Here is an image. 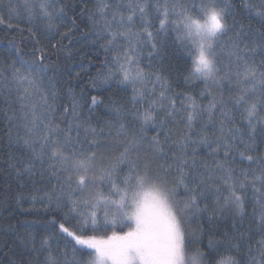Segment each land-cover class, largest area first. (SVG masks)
<instances>
[{
	"label": "snow or ice",
	"instance_id": "6c2138e0",
	"mask_svg": "<svg viewBox=\"0 0 264 264\" xmlns=\"http://www.w3.org/2000/svg\"><path fill=\"white\" fill-rule=\"evenodd\" d=\"M81 4L0 0V25L23 34V22L33 38L42 26L55 41L50 53L35 39L32 59L15 44L3 53L0 145L24 150L6 153L10 174L42 186L60 216L39 244L6 226L4 248L15 255L19 241L32 257L21 264H264V0ZM77 20L103 52L92 88L124 93L103 119L104 101L70 84L71 52L57 55ZM169 48L198 91L175 90Z\"/></svg>",
	"mask_w": 264,
	"mask_h": 264
},
{
	"label": "trees",
	"instance_id": "16d2710c",
	"mask_svg": "<svg viewBox=\"0 0 264 264\" xmlns=\"http://www.w3.org/2000/svg\"><path fill=\"white\" fill-rule=\"evenodd\" d=\"M72 4L80 5L81 0H70ZM87 7L91 10L94 8V0H85ZM71 16V9L68 10ZM79 12V8H77ZM86 19V18H85ZM237 20L242 22L245 27H251L253 31L257 28H261V25L257 19H248L245 16L238 15ZM39 24V22H37ZM77 24L80 26V30L75 33V35L70 36L71 43L69 40H64V49L57 52V55L63 61L69 52L72 54V59L67 60L68 65L72 69V78L70 79V84L74 90L79 94L81 91L90 100L92 95H96L98 99L104 101L103 104L96 109L94 117L103 119L107 108L110 106L111 99H120L124 93L113 85L110 88L104 90L94 89L91 86V78L97 74V69L100 61L103 59V52L98 48L97 45L90 43L91 37L87 34V28L85 24L77 20ZM20 27L24 29L23 34L20 31H15L9 29L6 25H0V60H10L12 57L3 55L6 49L10 48L13 44L22 49L26 59H32L29 54L35 44V39H39L40 46L45 47L50 53L53 51L51 48L50 40L54 43L52 38L43 35L45 29L41 26L40 30L37 32L36 37L33 38L28 32L29 27L25 23H21ZM66 27H71V25H66ZM66 27H62L61 31H65ZM264 31V29H261ZM170 60H166L165 63L169 64L172 68L171 80L173 81V87L176 91L181 90H191L198 91L202 85L196 84H186L184 81V69L186 67L187 61L182 56L181 53L176 51L174 48H169ZM80 63H83L87 68V74L81 71L79 68ZM80 73V79L77 80L76 73ZM85 114H87L85 112ZM93 123H96L94 118ZM4 126V121L2 116H0V128ZM151 134V133H150ZM11 151L16 157L23 158L24 150L19 146H13L11 149L0 145V230L8 225H12L15 228L16 234L21 237H26L32 235L35 237L37 244L42 236L47 235L50 232H54L56 229L50 226V221L53 217L60 221V216L56 212L48 211L46 212L44 206L40 203V197L42 192H38L37 188L42 186L36 185L35 187L27 179L17 180L15 178V173L10 174L6 160L7 155ZM33 196L37 199L33 202ZM19 201V203H17ZM231 221H220L217 224L216 237L219 238V234L229 227ZM68 226L71 227V224ZM3 235H0V249L8 252V257L0 256V259L5 261L7 264V259L11 258L14 264H21L22 259H32L28 256L25 247L17 241L12 244V248L15 251V255L9 252L7 248H4ZM9 241L14 240L15 236L10 233L8 236ZM254 239H258L254 238ZM207 243V237L204 240ZM63 247V244H61Z\"/></svg>",
	"mask_w": 264,
	"mask_h": 264
}]
</instances>
